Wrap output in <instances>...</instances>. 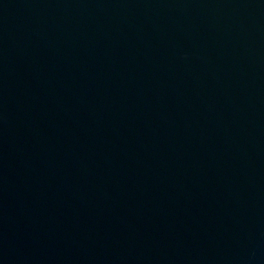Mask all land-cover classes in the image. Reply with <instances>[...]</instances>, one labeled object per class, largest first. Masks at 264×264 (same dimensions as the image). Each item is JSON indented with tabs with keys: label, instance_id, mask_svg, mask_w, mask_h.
I'll list each match as a JSON object with an SVG mask.
<instances>
[{
	"label": "water",
	"instance_id": "95a60500",
	"mask_svg": "<svg viewBox=\"0 0 264 264\" xmlns=\"http://www.w3.org/2000/svg\"><path fill=\"white\" fill-rule=\"evenodd\" d=\"M0 264H264V0H0Z\"/></svg>",
	"mask_w": 264,
	"mask_h": 264
}]
</instances>
